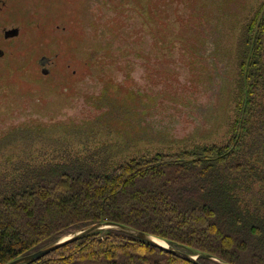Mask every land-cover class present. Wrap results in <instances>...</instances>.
Instances as JSON below:
<instances>
[{
  "label": "rangeland",
  "instance_id": "374dc122",
  "mask_svg": "<svg viewBox=\"0 0 264 264\" xmlns=\"http://www.w3.org/2000/svg\"><path fill=\"white\" fill-rule=\"evenodd\" d=\"M263 3L11 2L4 19L21 34L0 39V186L33 165L80 158L100 171L223 143L235 118L237 43Z\"/></svg>",
  "mask_w": 264,
  "mask_h": 264
},
{
  "label": "trees",
  "instance_id": "16d2710c",
  "mask_svg": "<svg viewBox=\"0 0 264 264\" xmlns=\"http://www.w3.org/2000/svg\"><path fill=\"white\" fill-rule=\"evenodd\" d=\"M235 59V118L223 143L100 171L80 158L33 165L0 186V264L104 223L162 240L200 264H264V3L243 26ZM26 264L192 263L105 229Z\"/></svg>",
  "mask_w": 264,
  "mask_h": 264
},
{
  "label": "water",
  "instance_id": "95a60500",
  "mask_svg": "<svg viewBox=\"0 0 264 264\" xmlns=\"http://www.w3.org/2000/svg\"><path fill=\"white\" fill-rule=\"evenodd\" d=\"M16 32H17L16 30H11V31L7 32L6 35H7V37L13 36L14 33H16ZM47 60L48 59L45 57L41 58L38 62L39 66L41 68L44 67V64L47 62ZM41 73L43 75H47L49 73V70L43 68L41 70ZM105 229H115V230L122 231V232H124L130 236H133L135 238L143 240V241H145V242H147V243H149V244H151V245H153V246H155V247H157V248H159L165 252H168L174 256L180 257L187 262H190L192 264H200L199 256H191L188 253H185V252L178 250V249H174L170 246L169 247L161 246L152 240L153 237L148 236L145 233L131 229V228L126 227V226L112 224V223L91 225V226H89V227H87V228H85L79 232H76L70 236H67V237L59 240L56 243H53L51 245H48V246L43 247L41 249H38L34 252H31L29 254H26V255L20 257V258H17L15 260L9 262L8 264H26L29 262H34V261L39 260V259L43 258L44 256L48 255L49 253L58 250L59 248L65 246L67 244L74 243V242L84 238L85 236H87V235H89L95 231H100V230H105Z\"/></svg>",
  "mask_w": 264,
  "mask_h": 264
},
{
  "label": "flooded vegetation",
  "instance_id": "af4514ba",
  "mask_svg": "<svg viewBox=\"0 0 264 264\" xmlns=\"http://www.w3.org/2000/svg\"><path fill=\"white\" fill-rule=\"evenodd\" d=\"M11 2H13L15 7L17 6V9L20 8L22 3L24 4V0H0V39L4 42H11L17 38L20 37L21 29L16 25L8 24L6 21L5 16L8 12V9L10 10L12 7ZM21 3V4H19ZM13 5V4H12ZM10 7V8H9ZM14 7V9H15ZM11 30H16L17 32L14 33L13 36L7 37V32ZM0 57H3V51L0 49ZM50 59L47 60V62L44 64V67L41 68V70L47 69L46 67L50 65Z\"/></svg>",
  "mask_w": 264,
  "mask_h": 264
},
{
  "label": "bare ground",
  "instance_id": "6f19581e",
  "mask_svg": "<svg viewBox=\"0 0 264 264\" xmlns=\"http://www.w3.org/2000/svg\"><path fill=\"white\" fill-rule=\"evenodd\" d=\"M152 240L156 243H158L159 245L161 246H164V247H169V245L167 243H165L164 241L162 240H159V239H156V238H152Z\"/></svg>",
  "mask_w": 264,
  "mask_h": 264
}]
</instances>
